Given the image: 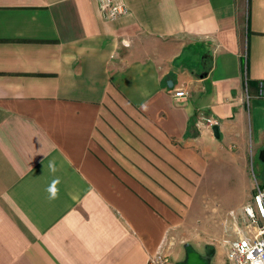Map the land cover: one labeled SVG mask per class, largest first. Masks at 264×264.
Listing matches in <instances>:
<instances>
[{"label":"crops","instance_id":"obj_1","mask_svg":"<svg viewBox=\"0 0 264 264\" xmlns=\"http://www.w3.org/2000/svg\"><path fill=\"white\" fill-rule=\"evenodd\" d=\"M125 2L0 0V264L221 263L196 204L251 200L264 0Z\"/></svg>","mask_w":264,"mask_h":264},{"label":"built area","instance_id":"obj_2","mask_svg":"<svg viewBox=\"0 0 264 264\" xmlns=\"http://www.w3.org/2000/svg\"><path fill=\"white\" fill-rule=\"evenodd\" d=\"M98 11L103 18L116 19L124 15L128 7L125 0H96ZM175 98H184L187 92L174 89ZM257 95L264 98V78L257 82ZM212 116L200 115L196 123L208 126L216 124ZM234 238L226 240L227 264H264V186L255 182L251 200L245 203L237 214L229 211ZM146 264H173L170 258L158 254Z\"/></svg>","mask_w":264,"mask_h":264},{"label":"rangeland","instance_id":"obj_3","mask_svg":"<svg viewBox=\"0 0 264 264\" xmlns=\"http://www.w3.org/2000/svg\"><path fill=\"white\" fill-rule=\"evenodd\" d=\"M250 174H251V184H252V188L251 191L253 193L254 190V184L255 182H258L260 184H264V166L261 164V162L258 160L257 155L251 156L250 159ZM239 196L237 194H233L232 197H230L229 199H225V197H220V196H212L209 200H207L206 202L208 203V205L206 206V210L211 212H205L204 210H201L202 206L199 208V206L196 204V211H195V218L199 220V223L202 224V226L205 224H209V223H216V232L217 233H211V235H215L216 236H221V231H219L218 229H220V226L222 225V228L226 231L222 232V237L226 240L234 238V232L232 230V226L231 223L228 221V217L230 218V220H232L231 216L228 214H226L222 220H220V216H222L223 214H225V211L227 208L231 207V206H235L239 200L238 198ZM209 206V208H208ZM210 209V210H209ZM211 217V220H209ZM214 217V218H213ZM209 220V221H208ZM200 226L201 229H203V227ZM211 244L208 246H210L213 251L216 250V243L214 242V238H212L211 240ZM222 242V240H221ZM223 246L219 245L220 248L223 247L222 249H220L221 255H222V260L220 264H227V259H226V249L227 246L225 245V243H223ZM204 245H198V249L199 251H202ZM171 261L173 264H179L178 260L173 259V256L171 257Z\"/></svg>","mask_w":264,"mask_h":264},{"label":"water","instance_id":"obj_4","mask_svg":"<svg viewBox=\"0 0 264 264\" xmlns=\"http://www.w3.org/2000/svg\"><path fill=\"white\" fill-rule=\"evenodd\" d=\"M166 83L168 86H172L173 84L171 79H168ZM211 128L214 133V136L218 137V125L213 124ZM257 158L264 165V147H262L258 151ZM185 247H187V244L185 245ZM207 247L208 245L204 246V254L201 253L199 250H195L194 248L190 251L186 250L184 257L179 261V264H209L212 258L209 252L213 249L209 250L207 249Z\"/></svg>","mask_w":264,"mask_h":264},{"label":"flooded vegetation","instance_id":"obj_5","mask_svg":"<svg viewBox=\"0 0 264 264\" xmlns=\"http://www.w3.org/2000/svg\"><path fill=\"white\" fill-rule=\"evenodd\" d=\"M261 164H262V163H261ZM262 165H263V164H262ZM263 166H264V165H263ZM207 249L211 250L212 248H211L210 246H208ZM200 252L204 254V247H203L202 251H200ZM209 253H210V255L213 257L214 251L212 250V251H210ZM211 259H212V258H211Z\"/></svg>","mask_w":264,"mask_h":264},{"label":"trees","instance_id":"obj_6","mask_svg":"<svg viewBox=\"0 0 264 264\" xmlns=\"http://www.w3.org/2000/svg\"><path fill=\"white\" fill-rule=\"evenodd\" d=\"M261 186H264V184L262 183ZM188 251L192 250L193 248L191 246H187L186 248Z\"/></svg>","mask_w":264,"mask_h":264},{"label":"clouds","instance_id":"obj_7","mask_svg":"<svg viewBox=\"0 0 264 264\" xmlns=\"http://www.w3.org/2000/svg\"><path fill=\"white\" fill-rule=\"evenodd\" d=\"M52 167H53V169H54V165H51Z\"/></svg>","mask_w":264,"mask_h":264}]
</instances>
